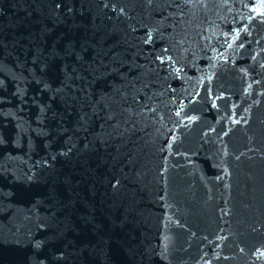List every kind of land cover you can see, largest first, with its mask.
<instances>
[{
  "label": "water",
  "instance_id": "water-1",
  "mask_svg": "<svg viewBox=\"0 0 264 264\" xmlns=\"http://www.w3.org/2000/svg\"><path fill=\"white\" fill-rule=\"evenodd\" d=\"M0 264H264V0H0Z\"/></svg>",
  "mask_w": 264,
  "mask_h": 264
}]
</instances>
